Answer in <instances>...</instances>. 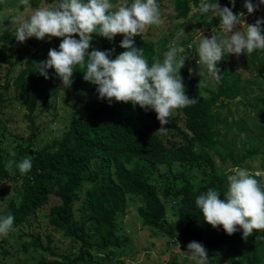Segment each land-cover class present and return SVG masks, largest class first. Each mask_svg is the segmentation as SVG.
<instances>
[{
	"label": "rangeland",
	"instance_id": "374dc122",
	"mask_svg": "<svg viewBox=\"0 0 264 264\" xmlns=\"http://www.w3.org/2000/svg\"><path fill=\"white\" fill-rule=\"evenodd\" d=\"M51 0H28L27 4L22 0H0V49L5 50L7 59L0 63L1 84L9 83L5 93V101L0 103V148L5 159L7 177L0 178V211L12 202L18 205L22 199V190L19 188L21 180L16 177L20 174L15 167L20 159L19 148L31 146L33 150H41L53 140L61 139L69 129L72 120L80 116V110L92 99V95L84 90L63 88L59 94L47 102L40 101L33 113L34 123L26 118L27 111L17 101L19 91L12 86L14 79L23 67V63L34 52L35 48L46 39H26L23 43L14 38L16 23L13 17H27L31 11L39 6H50ZM122 2V0L113 1ZM197 4L189 0V13L186 18L180 16L179 0H157L160 13V23L148 25L140 33L146 37L153 46L154 57L162 58V54L169 47L178 49L177 56L185 58L180 70L191 68V76L197 81L198 88L203 97L209 98V90H217L219 81H213L203 73L199 76L196 64V48L201 37L216 34L218 37L227 35L222 28L213 22L218 18L211 12L199 14ZM221 6H230L228 0L219 3ZM232 7V6H230ZM233 14L241 13V19L245 24L253 23L257 17L264 18V6H260L249 14L243 8V0L232 7ZM237 28L243 30V23ZM264 27V26H262ZM122 34L115 35L114 44L121 39ZM98 46L103 47L109 41L96 36ZM36 42V43H35ZM19 61H16L18 60ZM251 55L241 53L238 57L229 54L218 62L221 66L231 71L232 75L241 76L243 96L231 102H225V108L216 109L218 119L220 142L218 150L211 151L202 146L196 147L198 153L208 154L213 162V168L206 162L184 164H160L147 166L152 173V184L156 186L158 196L165 206V228L173 229L179 234V208L180 200L174 194L187 181L195 189H198L215 176H226L233 168H242L254 176L264 185V62L254 61L249 67L247 62ZM17 62V63H16ZM202 81L199 83V81ZM174 120L182 131L189 134L186 129V117L178 109L171 112ZM252 124L257 126L251 127ZM157 131V130H156ZM34 132V138L29 136ZM166 142L182 144V136L172 137L165 130L157 132ZM258 150L255 157L247 158L239 167L234 166L235 158L223 161L220 155L232 152L241 156L243 148ZM100 158L91 161L89 170L83 175L85 181L74 196L72 209V223L79 225L85 222L84 233L89 245L82 249V243L75 241L51 224V208L61 204L56 196H50L48 202L37 208L27 219L6 235H0V264H37L40 261H59L64 263L65 258L76 259L83 256L76 264H191L186 259L187 253L175 243L176 238L164 231L151 228L144 224L140 215V209L144 206L143 199L139 196L127 195L126 207L116 214L114 218V240H118V246L102 245V238L97 229L96 221L92 219L88 204V192L94 182H88V176L101 174ZM127 168L134 167L137 160L124 162ZM111 177L116 179V168L111 161ZM99 179L102 177L99 176ZM4 192V193H2ZM264 234V233H263ZM227 256L226 253L219 257ZM209 264L212 256L207 257Z\"/></svg>",
	"mask_w": 264,
	"mask_h": 264
},
{
	"label": "trees",
	"instance_id": "16d2710c",
	"mask_svg": "<svg viewBox=\"0 0 264 264\" xmlns=\"http://www.w3.org/2000/svg\"><path fill=\"white\" fill-rule=\"evenodd\" d=\"M116 1V0H113ZM227 0H219L224 3ZM240 0H235V6ZM180 16L186 18L189 13V0H179ZM197 4V0H191ZM217 18L213 24H217ZM75 36V34H73ZM90 48L98 50L114 49L112 58L124 49L117 42H108L103 47L97 45V35L91 34ZM62 38L52 37L45 39L38 45L14 79L12 86L19 91L17 101L27 111L26 118L34 123L33 113L40 101L44 103L56 97L62 85L52 69L48 70V79H44L35 71L36 63L47 57L49 48H56ZM115 40V37L113 38ZM112 40V41H113ZM134 45L142 48V55L150 66L153 62V46L142 34L133 37ZM36 43V42H35ZM249 67L254 61L264 62V50H254ZM7 59L5 50L0 49V63ZM16 61H19L16 60ZM17 63V62H16ZM221 78L217 90H209V98L201 95L197 81L185 70H179L185 93L197 99L196 103L179 108L178 111L186 117L185 125L189 132L179 129L172 114L168 123L163 127L172 137L182 136V144L166 142L156 130L160 127L155 118V113L145 111L139 106L130 103L113 101L111 104L103 99H97L95 86L82 80V69L76 67L73 72V83L70 89L84 90L92 95L83 108L80 116L75 117L69 129L61 139L53 140L41 150H33L31 146L19 148V159L29 155L32 160L31 170L24 175L16 177L21 180L19 188L22 190V199L18 205L10 203L0 215L11 213L14 217L13 227L22 224L37 208L46 204L50 196H56L61 204L51 208V224L63 230L65 234L75 241L82 243V249L89 245L84 233L85 222L79 225L72 223V209L74 196L85 181L84 173L89 170L91 161L96 158L103 160L101 174L88 176V182H94L88 192V204L91 217L96 221L97 229L104 246H118L120 242L113 239L116 214L126 207V196L134 195L143 199L144 206L140 215L144 224L164 231L176 238L175 243L185 251L190 241L200 242L206 249V256H212L209 264H264V238H259L257 230L247 238H241L240 232L231 235L224 233L220 226L212 228L203 221L199 209L195 206V197L212 187L223 193L226 189V176L215 175L206 185L195 189L189 182L174 194L180 200L179 208V234L173 229L165 228V206L158 196L157 188L152 182L150 169L142 163L149 165L184 164L206 162L213 168L212 158L205 153H198L196 147L202 146L211 151L218 150L221 145L219 137L218 119L215 110L225 108V102H231L243 96L241 76L232 75L231 71L221 66ZM9 83L1 84L0 76V103L5 101V93ZM257 126L252 124L251 127ZM34 138V132L29 140ZM258 150L243 148V154L226 152L220 155L223 161L236 159L235 167H239L247 158L255 157ZM21 156V157H20ZM137 160L134 167L127 168L124 162ZM111 161L116 168V179L111 177ZM5 159L0 148V178L7 177ZM102 178L99 179L98 177ZM4 193V192H2ZM223 199V195L218 196ZM10 232V231H9ZM264 230H259L264 235ZM8 234V233H7ZM226 253L227 256L219 257ZM83 256L76 259L65 258L63 264H76ZM37 264H61L59 261H40Z\"/></svg>",
	"mask_w": 264,
	"mask_h": 264
},
{
	"label": "clouds",
	"instance_id": "9594fccd",
	"mask_svg": "<svg viewBox=\"0 0 264 264\" xmlns=\"http://www.w3.org/2000/svg\"><path fill=\"white\" fill-rule=\"evenodd\" d=\"M27 4L28 0H22ZM49 3V2H48ZM50 6H39L27 16L13 17L16 23L14 38L23 43L28 38L36 40L62 38L56 48H49L47 57L36 63L35 71L48 79L52 69L63 88L73 83L74 68L82 69V80L95 86L97 99L111 104L113 101L130 103L145 111L155 113L163 133L173 109L196 103L197 99L185 93L179 70L185 58L177 56L178 49L169 47L162 58H153L149 66L142 55V48L134 45L133 37L148 25L160 23L157 0H51ZM232 7L235 0H228ZM221 6L219 0H200L196 9L203 15L211 12L219 19V26L227 35L201 34L196 48L198 75L201 73L213 81L221 78L218 62L229 54L239 56L264 50V18L257 17L253 23L245 24L241 13L233 14L232 7ZM264 0H243V8L251 14ZM243 23V30L237 25ZM75 34V36L73 35ZM109 42L122 34L118 46L124 49L112 58L114 49L90 48L92 35ZM191 74L192 69H188ZM202 81L200 80L199 83ZM20 174L31 170L32 160L25 157L16 162ZM223 195V199L218 196ZM203 221L212 228L220 226L225 234L240 232L247 238L257 230H264V185L242 168H233L226 175V189L221 193L208 188L195 197ZM13 215H0V235L13 231ZM186 259L191 264H207L205 247L195 240L186 245Z\"/></svg>",
	"mask_w": 264,
	"mask_h": 264
}]
</instances>
